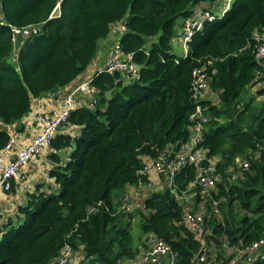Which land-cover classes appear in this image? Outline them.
<instances>
[{
  "label": "trees",
  "instance_id": "trees-1",
  "mask_svg": "<svg viewBox=\"0 0 264 264\" xmlns=\"http://www.w3.org/2000/svg\"><path fill=\"white\" fill-rule=\"evenodd\" d=\"M214 1L0 0L3 125L28 114L32 99L82 75L112 26L127 28L117 45L139 68L138 84L103 69L92 76L95 108L77 106L65 125L79 134L59 133L51 141L48 176L57 191L30 194L14 221L0 218V264H57L66 246L78 253V264H125L141 252L133 247L134 220L138 239L155 236L176 254V264H198L204 246L213 249L205 264L236 257L235 264H264V246L250 262L235 252L264 240V78L256 77L261 67L253 55L261 43L255 35L264 32V0H233L222 17L194 33L185 56L171 47L177 22ZM56 7L60 15L51 18ZM28 26L40 31L19 38L16 49L13 30ZM195 71L207 78L216 102H196ZM197 107L207 118L197 149L205 152L204 168L216 160L210 194L221 214L204 220L203 240L183 224L182 206L167 187L147 194L134 213L115 206L112 197L115 190L120 199L127 188L150 183L140 174L143 166L186 142ZM8 139L0 130V150ZM58 152H68L66 163ZM238 161L247 168H238ZM197 174L194 165L175 174L178 196ZM195 191L197 201L199 186Z\"/></svg>",
  "mask_w": 264,
  "mask_h": 264
},
{
  "label": "built area",
  "instance_id": "built-area-1",
  "mask_svg": "<svg viewBox=\"0 0 264 264\" xmlns=\"http://www.w3.org/2000/svg\"><path fill=\"white\" fill-rule=\"evenodd\" d=\"M233 0H217V12L209 8L195 7L192 15L185 19H181V32L177 36V42L181 44L183 52H187V44L194 33L202 30L204 24L214 21L218 17H222L231 7ZM118 33H124L127 28L118 25ZM40 27L28 26L24 29H14L15 43L18 38L30 37L38 34ZM256 40L261 43L254 51V59L259 63L261 70L256 74L258 79L264 78V32L255 36ZM103 70L108 73H118L127 82H133L137 78L139 68L133 62L130 55H124L117 43L109 50ZM194 98L196 102L204 100L208 96L207 78L201 71L194 72ZM90 80H83L70 88L63 99V105L57 110L44 113H36L31 117V124L37 130L33 133L29 143L23 148H17L16 139L9 137L6 145L0 150V192L10 194L11 188L16 187L22 181V173L30 166L37 163L44 151L51 152V141L60 133V130L67 124L71 111L77 106H86L90 109L95 108L96 90L90 85ZM207 95V96H206ZM207 122V118L202 114L199 107L191 118V128L186 142L176 151L166 155H161L154 161L145 163L140 174L146 176H156L159 182L166 183L165 187L171 190L176 196L178 203L182 206L184 219L183 224L189 229L195 238L204 239L206 232L202 227L204 220L211 217L221 219L219 211V201L213 199L210 190L216 182L215 163L213 160L208 162L206 168L201 165L205 156H200L202 150L197 149V145L201 141V133L203 131V123ZM205 153V152H204ZM185 165H194L198 172L194 182H192L187 191L190 192V198L185 201L186 205L180 203L174 187L175 174ZM238 168H247V164L238 161ZM161 183V184H162ZM196 186H199V199L195 201L197 193ZM183 194V195H184ZM144 195L142 198H144ZM140 205L137 204V208ZM130 209L126 208L128 212ZM264 246V240L252 244L244 250L235 251L228 249L230 252L235 251L236 255H246V261L250 262L251 257ZM226 247V243L224 245ZM213 252L211 247L204 246L203 255L199 257L198 264L207 262V254ZM73 251L68 246L61 251L57 264H76L73 259ZM236 258L232 259L229 264H235ZM127 264V263H126ZM133 264H176V254L165 244L160 242L155 236L147 237V248L145 252H141L138 260Z\"/></svg>",
  "mask_w": 264,
  "mask_h": 264
},
{
  "label": "crops",
  "instance_id": "crops-1",
  "mask_svg": "<svg viewBox=\"0 0 264 264\" xmlns=\"http://www.w3.org/2000/svg\"><path fill=\"white\" fill-rule=\"evenodd\" d=\"M198 7L209 8L214 12H217V0H215L213 3H203ZM177 24L178 36L181 32V29H179L181 20L178 21ZM177 36L175 38L176 41ZM255 36H257V34ZM119 38L120 35L118 34L117 26H112L110 28L108 36L98 42L97 54L90 65L87 67V69L84 71V73H82V75H80L74 82L65 87L54 89L41 95L38 98L32 99L30 112L28 114H26L19 122L11 124L9 126L0 123V130L7 132L9 137H13L16 139L17 148L25 147V145L29 143V140L33 136V133L37 130V128L31 124L32 115L36 113H44L52 110H57L59 107H61L63 105V99L70 88L83 80L91 79L95 73L100 72L103 69L109 50L118 42ZM172 51H174V54L177 55L176 50L172 49ZM185 55L186 53L183 52L181 48L180 56L182 57ZM60 133L78 135L79 130L75 127L67 125L60 130ZM50 153V151H44L41 157H39L37 163L23 171L22 181L16 185V187L10 194L0 192L1 222L2 220H7L10 218H12V220L14 221L16 218L17 207L24 205L27 202L28 196L30 194L39 192L54 193L55 191H57L58 187L56 183L48 176V171L54 166L48 158ZM64 153L67 154L68 159V152ZM200 156H205V153L201 151ZM157 179L158 177L156 176H150V183L148 185L140 184L137 187L127 188L123 194V197H125L126 199L134 198L137 201L141 202L144 195L158 190L157 186H159V184L157 182ZM137 247L140 246L137 245ZM74 263H79L78 257L76 258V256L74 259Z\"/></svg>",
  "mask_w": 264,
  "mask_h": 264
},
{
  "label": "rangeland",
  "instance_id": "rangeland-1",
  "mask_svg": "<svg viewBox=\"0 0 264 264\" xmlns=\"http://www.w3.org/2000/svg\"><path fill=\"white\" fill-rule=\"evenodd\" d=\"M18 39L15 42V48L16 49L18 48V41H19ZM171 47H172V49H174V50L177 51V53H176L177 56H180V49H181L182 46H181V44H178V42L175 40V38L172 39ZM16 49H14V52L16 51ZM173 53H174V51H173ZM13 56H15V54H13ZM258 88H259V86H256L254 89H252L250 91V94L255 93V91H257ZM207 98L209 100H211V102L212 101L213 102H216V98L213 95H208ZM157 182L159 184V186H157L158 187V190H161L166 185V183H162V181L159 182V179H157ZM120 194H121V191H118V190H115L113 192L112 197H113L114 205L117 206V207L119 206L118 208H120V206L123 204L125 210H126V208H129L130 209L128 211V213H134L135 210L137 209L136 206H137V204H140V201H137L134 198H127L126 199L125 197L119 199L118 197L120 196ZM190 195H191L190 192L182 195L184 197L183 198H180V203L186 205V202L185 201H187L190 198ZM131 230H132V235H133V247L135 248V247H137V245L138 246L141 245L140 246L141 252L142 253L145 252L146 251V248H147V238L145 239L144 237H142L140 240L138 239L140 237V231H139V228L137 226L136 220H134L132 222ZM72 256H73V259H75V256H76V258L79 257V255L77 253L76 254L73 253ZM139 256H140V254H138V256L134 260H130L129 262H127V264H133L136 260H138Z\"/></svg>",
  "mask_w": 264,
  "mask_h": 264
},
{
  "label": "water",
  "instance_id": "water-1",
  "mask_svg": "<svg viewBox=\"0 0 264 264\" xmlns=\"http://www.w3.org/2000/svg\"><path fill=\"white\" fill-rule=\"evenodd\" d=\"M60 15V8L59 7H56L51 15V18H57L59 17ZM17 58V56H13V59L15 60ZM133 84H138V78H135L132 82ZM112 98V92L111 91H108L106 92L105 94V99L106 101H110ZM56 155L59 157L61 163H66L67 161V154L66 153H63V152H58L56 153Z\"/></svg>",
  "mask_w": 264,
  "mask_h": 264
}]
</instances>
